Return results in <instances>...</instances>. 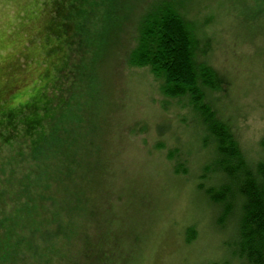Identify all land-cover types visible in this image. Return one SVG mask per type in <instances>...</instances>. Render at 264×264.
Returning <instances> with one entry per match:
<instances>
[{"label":"rangeland","instance_id":"obj_1","mask_svg":"<svg viewBox=\"0 0 264 264\" xmlns=\"http://www.w3.org/2000/svg\"><path fill=\"white\" fill-rule=\"evenodd\" d=\"M147 1L0 0V143L13 125L15 135L27 138L22 122H34L27 119L70 94L65 125L81 113L82 171L91 167L92 179L98 178L97 187H86L98 195L94 204L104 237L119 238L115 261L225 263L235 236L233 230L218 229L215 213L197 187L196 174L205 158L193 137L195 129L180 122V106L164 101L147 71L129 69L126 63L138 14ZM189 1L187 17L200 28L212 8L217 13L208 25L215 33L206 40V52L230 81L217 104L255 155L252 150L264 132L263 25L227 17L226 0ZM78 9L86 38L82 45L91 47L82 53L81 67L71 68ZM159 126L164 134H157ZM158 142L165 147H156ZM173 147L188 152L190 176L176 173L166 158ZM68 180L62 189L71 188ZM83 223L93 226L90 219ZM189 226L196 234L190 242Z\"/></svg>","mask_w":264,"mask_h":264},{"label":"trees","instance_id":"obj_2","mask_svg":"<svg viewBox=\"0 0 264 264\" xmlns=\"http://www.w3.org/2000/svg\"><path fill=\"white\" fill-rule=\"evenodd\" d=\"M189 3H144L126 63L129 69L147 71L164 101L180 106V122L195 129L193 137L205 158L196 174L197 187L209 201L218 229L233 230L235 236L231 258L216 264H264V132L253 155L235 123L221 113L218 99L230 81L206 52L210 47L206 40L215 33L208 25L217 13L212 8L206 25L200 28L187 17ZM226 9L227 17L264 28V0H226ZM81 12L75 13L77 23L68 57L71 68L81 67L82 53L91 47L82 45ZM65 94L63 102L51 101V107L27 119L34 122H22L23 130L30 134L27 138L20 133L16 137L14 125V130L1 135L0 264H119L115 261L119 238L109 241L110 237H104L94 204L98 195L86 187L88 183L97 187L98 178L92 179L91 167L82 171V116L76 112L70 117L72 124L65 125L72 100ZM156 132L164 134L160 126ZM156 147L165 144L158 142ZM187 153L173 147L166 158L174 163L176 173L190 176ZM67 180L71 188L64 190L60 186ZM84 219H90L93 226L84 225ZM193 232L194 227L189 226L188 242L196 238Z\"/></svg>","mask_w":264,"mask_h":264}]
</instances>
